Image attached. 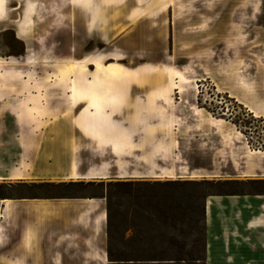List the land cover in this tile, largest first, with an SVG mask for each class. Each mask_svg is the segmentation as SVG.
I'll use <instances>...</instances> for the list:
<instances>
[{"label": "rangeland", "instance_id": "obj_1", "mask_svg": "<svg viewBox=\"0 0 264 264\" xmlns=\"http://www.w3.org/2000/svg\"><path fill=\"white\" fill-rule=\"evenodd\" d=\"M128 83L115 118L131 146L118 156L76 115L91 104L102 120L86 107L85 129L109 137L104 111ZM166 85L179 90L169 101ZM3 130L0 153L23 170L0 183V200L15 201L0 264H226L229 252L206 251L207 200L257 195L264 210V0H0ZM63 154L110 167L108 181L65 176ZM253 256L234 262L264 264V247Z\"/></svg>", "mask_w": 264, "mask_h": 264}, {"label": "crops", "instance_id": "obj_2", "mask_svg": "<svg viewBox=\"0 0 264 264\" xmlns=\"http://www.w3.org/2000/svg\"><path fill=\"white\" fill-rule=\"evenodd\" d=\"M131 85L132 84H121L119 86H114L113 89L118 91V96L116 100H113V107L108 108V110H105V115H109L111 118L112 126L110 136L102 134V131L100 132L101 135H93L92 133H89L87 129H85L84 120L85 115H83V110L88 107L89 110L92 112L95 120L99 123L101 122L102 114L100 112H96L93 106L90 104L91 99H85L80 101L86 102L90 105H85L80 111L78 112L77 121L80 125L83 124L84 126V133L88 136V138H91L93 140H97L100 143H108L113 146V152L115 155L121 156L123 154V147L124 146H131L128 139L130 133L132 132V128L130 126H126L121 124L119 121L116 120L115 115H118V110L120 107H126L128 105V102L131 99ZM64 87V86H63ZM89 89V88H88ZM70 92V86L68 89H65ZM173 90H178L177 86L174 85L173 88L166 85V94L164 95L165 98L169 101V99H172L171 97H168L169 93H171ZM169 92V93H168ZM179 92V90H178ZM68 97L71 98V94H68ZM133 102V99H132ZM79 104V103H78ZM101 111V110H100ZM4 127V125H3ZM104 131V130H103ZM0 137L5 138V131L0 132ZM108 137V138H107ZM118 137L122 140V142H113L112 138ZM162 148V147H161ZM158 149H160L158 147ZM162 150H165L162 148ZM69 156V155H68ZM5 153H0V183H6L5 181H13L14 178L10 177L7 178L6 172L7 171H21L23 168L21 167V164L17 163H7L5 160ZM63 162L58 165V169L65 173V176L68 174H78L82 179L80 181H87V177L89 175H98L100 176L99 181L91 180L90 182H105L108 181V175L109 168L100 165H93L88 167L87 169H83L84 166L79 161H73L69 160V157H67V154H63L62 156ZM143 160L148 164V166H151L153 170L158 169V164L156 159L152 155H143ZM155 163V166H153L151 163ZM76 163V164H73ZM25 166H30L29 164ZM35 170H50L53 169L55 165L53 163H47V164H40L35 165ZM24 170H29L28 168ZM196 170V169H194ZM203 170V169H198ZM83 172V173H82ZM102 176V177H101ZM91 177V176H90ZM122 178H125L126 176H121ZM133 178L137 180H141L142 178L146 177H160L156 173L154 175H146L141 172H135L134 175H132ZM169 177V176H168ZM171 178V177H169ZM67 179V178H66ZM69 181V180H68ZM73 182V181H72ZM75 182V181H74ZM77 182V181H76ZM259 197L257 195H251V194H241V195H227L224 197H215V199H208L206 203V232H207V241H206V251H215V250H221L224 252H229L226 257H224V261L226 264H235L234 261H242L245 260L247 257L253 258V254L258 253L261 249H263L264 246L262 245V238L260 240V235L264 232V227L256 226L262 223L264 220V210L262 209L263 205H258L260 202ZM209 202L211 203L209 205ZM34 206H38L35 204ZM40 208V206H38ZM79 221V218H77ZM26 222L29 224H33L29 222L28 220L24 221L25 230L26 229ZM78 223V222H76ZM254 225V226H253ZM29 233V232H28ZM25 233L26 238H31L29 234ZM31 234V233H30ZM236 252V253H235ZM242 252V253H241ZM247 256L243 258V256ZM247 260V259H246ZM18 264H22L18 263ZM247 264V263H246ZM250 264V263H248Z\"/></svg>", "mask_w": 264, "mask_h": 264}, {"label": "bare ground", "instance_id": "obj_3", "mask_svg": "<svg viewBox=\"0 0 264 264\" xmlns=\"http://www.w3.org/2000/svg\"><path fill=\"white\" fill-rule=\"evenodd\" d=\"M29 25L31 26V23H29ZM73 86H74V89H75V92H76V97H80L82 94H83V86L80 82L79 79H74L73 80ZM16 179H22V177H18ZM15 201L13 200H9V199H3V200H0V218H2V210H3V206H5L4 210L8 213L9 210H10V207L11 209L13 208L12 207V204H14ZM211 203L209 202V205ZM83 207H86L89 209V211H97V208H99L98 204L92 200H88V201H85L81 204ZM33 209H39L38 206H31ZM6 213V214H7ZM6 216V215H5ZM7 217V216H6ZM106 217V215L103 213L101 214V216L95 220V224L98 223L100 221V219H104ZM26 226L28 228H30L31 224H29L28 222L25 223ZM96 229L98 230L99 227H96ZM30 242H32L33 240L30 239L29 240Z\"/></svg>", "mask_w": 264, "mask_h": 264}]
</instances>
